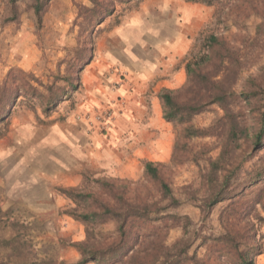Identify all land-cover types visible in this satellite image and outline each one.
Listing matches in <instances>:
<instances>
[{
    "label": "rangeland",
    "instance_id": "1",
    "mask_svg": "<svg viewBox=\"0 0 264 264\" xmlns=\"http://www.w3.org/2000/svg\"><path fill=\"white\" fill-rule=\"evenodd\" d=\"M34 2L0 0V87L11 71L15 72L16 78H20L18 71H23L33 74L46 85L67 86L64 81L57 80L67 74L75 52L86 42L88 32L81 33V12H84L81 7L91 8L90 0H52L43 17L41 30L37 29L32 10ZM252 3L257 5V14L248 11ZM230 4L243 6L246 10L233 11L226 17L223 11L228 14L226 8ZM223 6L219 11L217 7L185 2V19L180 15L159 22L155 13L150 18L147 12L146 20L152 28L165 23L167 37L180 34L185 38L190 48L185 57L187 63L205 52L209 36L223 40L231 56L238 60L227 74V86L250 92L256 86L264 85V0H223ZM139 7L137 2L116 4V13L96 28L95 44L127 16L139 12ZM239 14L241 20L235 25L233 20ZM246 14L249 17L246 18ZM187 83L186 74L184 86ZM73 106L74 103L70 102L63 109L59 110L58 106L53 113L45 115L35 100L19 98L10 118L0 124V208L3 212H10L11 222L26 227L18 232L30 241L38 260L50 264H78L82 256L75 244L86 240V224L70 216L77 206L62 195L60 189L89 191L98 189L95 180L120 179L130 182L128 186L132 194L149 195L148 199L161 201L157 186L145 179L144 163L132 178H117L101 164L95 167L86 161L84 151L79 150L82 133L77 135L75 128L89 125L92 128L97 124L100 132L107 134L113 111L74 113L75 110H70ZM258 106L254 99L251 103H244L238 97L230 109L241 125L257 126ZM223 116L221 107L211 106L195 117L191 125L200 130L213 129L212 134H220L216 123ZM170 126L173 133L171 155L167 160L154 163L161 164L162 176L180 201L178 209H170L162 216L171 214L179 218L157 221L154 235L136 243L134 252L120 264H158L167 260L186 264L185 252L205 264H228L222 252L230 243L217 241L224 234L219 217L225 203L218 205L209 218H205L200 209L208 195L204 184L207 160L219 157L223 141L218 135L193 138L187 142L188 150H180L176 162H173L180 128ZM242 144V148L231 154L226 162L228 170L234 172L231 182L235 185L245 183L248 174L264 166V149L256 152L250 144ZM263 193L264 188L249 190L246 201H254ZM165 205L166 202L161 207ZM250 211L248 222L255 226L256 241L264 247V225L256 219L258 214L264 218V212L260 206ZM96 232L99 239H106L103 242L117 237L114 222L98 225Z\"/></svg>",
    "mask_w": 264,
    "mask_h": 264
},
{
    "label": "trees",
    "instance_id": "2",
    "mask_svg": "<svg viewBox=\"0 0 264 264\" xmlns=\"http://www.w3.org/2000/svg\"><path fill=\"white\" fill-rule=\"evenodd\" d=\"M51 1L35 0L32 5L39 30L43 27V17ZM144 1L146 0H90L91 8L82 6L84 12H81V33L88 32V35L86 42L77 49L73 60L70 61V70L57 80L64 81L67 86L57 87L55 83L46 85L33 74L23 71H18L20 78H16L15 72L11 71L0 87V124L6 123L10 118L12 108L19 98L35 100L45 115L53 113L62 103L73 102L74 93L80 89L81 74L94 59L96 28L116 13V4L130 5ZM184 1L217 7L219 11L220 7L224 8L223 0ZM226 9L228 14L223 11L226 17L231 16L233 11L246 10L243 6L232 4ZM250 10L252 14H257V5L250 4L248 11ZM247 17L249 14H246ZM240 20L239 14L233 23L237 25ZM207 40L209 44L205 52L186 64L187 85L179 90L165 89L160 96L164 120L180 128L172 160L176 162L180 150H188L187 142L193 138L218 135L217 137L222 139L219 157L216 160H207L204 184L208 195L200 209L205 218H209L218 205L225 203L219 217L224 234L217 239L220 244L230 243L229 248L222 252V256L226 258L225 263L257 264L258 257L264 254V247L257 243V231L248 220L251 219L250 210L253 207L256 210V207L260 206L264 212V193L254 201L246 199L249 190L264 188V166L248 174L245 183L235 185L231 182L234 172L228 170L226 162L231 154L242 148L243 142L250 144L256 152L264 149V85H258L250 92L236 91L233 87H228L227 74L238 64V60L231 56L227 44L217 36L211 35ZM238 97L244 103H251L252 99L258 101L257 111L260 117L255 119L257 126H243L239 123L237 115L230 109ZM215 105L224 111V116L216 123L220 134H212L213 129L200 130L191 125L195 117ZM144 176L148 182L157 186L161 201H152L148 199L149 195L132 194L128 186L130 182L120 179L95 180L98 189L89 191L73 188L59 190L77 206L70 216L87 226L86 240L75 244L82 256L78 264H120L134 252L136 243L154 235V225L157 221L166 218L178 220L179 217L175 215L162 216V213L170 209H178L180 201L162 176L161 164L145 162ZM164 202L167 205L161 207ZM9 217L10 212H3L0 208V264H50L51 262L38 260L30 241L18 232L26 227L11 222ZM256 219L264 225V218L259 214ZM107 222L116 224L117 237L112 241L103 242L106 239L98 238L96 227ZM176 248L177 246L174 247ZM185 255L186 264H205L196 256L189 257L187 252ZM4 257H7V260ZM168 261L170 260L158 264H179Z\"/></svg>",
    "mask_w": 264,
    "mask_h": 264
},
{
    "label": "crops",
    "instance_id": "3",
    "mask_svg": "<svg viewBox=\"0 0 264 264\" xmlns=\"http://www.w3.org/2000/svg\"><path fill=\"white\" fill-rule=\"evenodd\" d=\"M154 13L159 22L180 15L185 19V1L140 3L139 12L127 16L95 44L94 59L82 72L80 89L71 102L74 113L113 111L107 134L97 124L76 127L75 133H82L79 150L86 161L95 167L101 164L117 178H132L143 163L164 161L171 155L173 133L163 118L160 96L165 89L185 85L190 48L180 34L167 37L165 23L152 28L146 19ZM257 263L264 264V254Z\"/></svg>",
    "mask_w": 264,
    "mask_h": 264
}]
</instances>
